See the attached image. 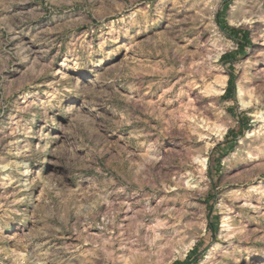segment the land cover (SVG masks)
I'll return each mask as SVG.
<instances>
[{"label":"rangeland","instance_id":"1","mask_svg":"<svg viewBox=\"0 0 264 264\" xmlns=\"http://www.w3.org/2000/svg\"><path fill=\"white\" fill-rule=\"evenodd\" d=\"M255 115L264 0H0V264H264Z\"/></svg>","mask_w":264,"mask_h":264},{"label":"bare ground","instance_id":"2","mask_svg":"<svg viewBox=\"0 0 264 264\" xmlns=\"http://www.w3.org/2000/svg\"><path fill=\"white\" fill-rule=\"evenodd\" d=\"M199 49V48H198ZM201 50V49H200ZM196 54V53H195ZM197 54H199L198 52H197ZM191 58V57H190ZM184 60L185 61H187L188 60V56L187 57H185L184 58ZM212 72H215V73H218V70H213ZM186 74V73H185ZM192 75H193V78L194 77H197V75L196 74H194L193 72L191 73ZM201 76H202V74H201ZM217 78V81H216V88L212 91V92H214L213 94H214V97L216 98L217 96H220V95H222L223 93H224V88H223V86H225L224 85V83L220 80V78L219 77H216ZM187 79H188V77H187ZM184 81V80H183ZM199 82V81H198ZM239 88H238V90H237V97L239 98V100H240V102H241V105H242V107H249L250 105L249 104H251V102L250 103H248V102H246V100H245V91H244V89H243V86L240 84L239 86H238ZM197 91V90H196ZM261 115H262V113H261ZM257 115H255V119H258L257 120V122H259V123H262L261 125H260V127H258V128H260V129H258L259 131H257V130H253V131H251L250 132V135H248V137L249 136H256V134H258L257 135V137H256V140H257V142L258 143H260L262 140H263V142H264V138H262L261 139V137H260V132H264V123H263V121L261 122L259 119L261 118V116L260 115H258V117H256ZM257 127V126H256ZM220 132V131H219ZM225 132H222L221 133V135H223ZM264 134V133H263ZM264 136V135H263ZM262 136V137H263ZM256 142V143H257ZM209 147L207 146V149H208ZM261 147H259V151H261ZM198 161H199V164H200V169H201V175H202V177L201 178H203V176L205 175L204 173L206 172V171H208V166H209V159L208 158H201L200 157V159H198ZM180 180V179H179ZM180 182V181H179ZM177 184V183H176ZM184 185V184H183ZM177 186V185H176ZM178 186H179V184H178ZM177 188V187H176ZM168 205V204H167ZM159 208V207H158ZM166 211V210H165ZM144 212V213H143ZM143 212H141V214H140V217H145L146 215L147 216H154V215H156V214H159V210L156 212V214H150V213H147V212H145V211H143ZM153 212V211H152ZM153 213H155V211L153 212ZM161 213V212H160ZM163 213V212H162ZM178 213V212H177ZM170 214V213H169ZM172 214V213H171ZM170 214V215H171ZM162 215V214H161ZM169 216V215H168ZM172 216H174L173 214H172ZM171 216V217H172ZM139 217V216H138ZM175 218V217H174ZM173 221V220H172ZM136 222V221H135ZM138 223V222H137ZM142 223V222H141ZM171 223V222H170ZM223 224H222V228L223 229H227L228 228V221H227V219H225V220H223V222H222ZM134 225L136 224V223H133ZM132 224V225H133ZM139 224V223H138ZM136 226V225H135ZM134 227V226H133ZM141 227H142V225L141 224H139V225H137L135 228H136V233H138V234H140L141 233ZM165 230V229H164ZM228 230V229H227ZM141 235H138V242H143L144 240H143V238H141L140 237ZM173 236V235H172ZM172 236H171V239H169V240H167V242H166V246L168 245V247H169V244L170 245H173L174 244V239L172 238ZM160 237H161V235H160ZM159 239V238H158ZM154 240V239H153ZM144 243V242H143ZM156 243H158V241L156 240ZM157 245V244H156ZM215 247H216V245H214V248H212L211 250H210V253L209 254H212V252L215 250ZM162 251V250H161ZM160 251V253H163V252H161ZM134 261H135V263H137V264H144V259L142 258V257H140V255L138 256V257H135V259H134Z\"/></svg>","mask_w":264,"mask_h":264},{"label":"trees","instance_id":"3","mask_svg":"<svg viewBox=\"0 0 264 264\" xmlns=\"http://www.w3.org/2000/svg\"><path fill=\"white\" fill-rule=\"evenodd\" d=\"M233 75H230V80H229V83H232V81H233ZM230 85V84H229ZM231 88H230V86H229V88H228V90H227V92H226V95L228 94V92H229V90H230ZM228 96V95H227ZM236 143V140H234V142L232 143V144H235Z\"/></svg>","mask_w":264,"mask_h":264},{"label":"crops","instance_id":"4","mask_svg":"<svg viewBox=\"0 0 264 264\" xmlns=\"http://www.w3.org/2000/svg\"><path fill=\"white\" fill-rule=\"evenodd\" d=\"M227 95H228V99H231V90H229Z\"/></svg>","mask_w":264,"mask_h":264}]
</instances>
